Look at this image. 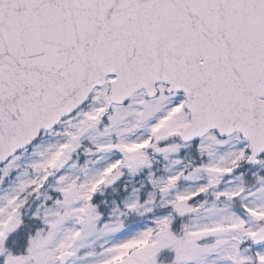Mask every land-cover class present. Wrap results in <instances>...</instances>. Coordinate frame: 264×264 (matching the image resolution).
I'll return each mask as SVG.
<instances>
[{"label": "snow or ice", "instance_id": "6c2138e0", "mask_svg": "<svg viewBox=\"0 0 264 264\" xmlns=\"http://www.w3.org/2000/svg\"><path fill=\"white\" fill-rule=\"evenodd\" d=\"M0 264H264V0H0Z\"/></svg>", "mask_w": 264, "mask_h": 264}]
</instances>
